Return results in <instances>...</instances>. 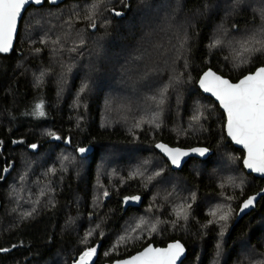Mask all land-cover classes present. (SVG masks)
Instances as JSON below:
<instances>
[{
  "label": "trees",
  "instance_id": "obj_1",
  "mask_svg": "<svg viewBox=\"0 0 264 264\" xmlns=\"http://www.w3.org/2000/svg\"><path fill=\"white\" fill-rule=\"evenodd\" d=\"M89 1L92 0H63L56 5L45 1L37 7L29 5L19 22L12 51L0 54V249H8L0 251V264H71L89 247L96 248L94 264H103L129 256L150 242L163 246L175 239L186 248L180 264H255L260 261L259 254L264 255V195L242 217L238 218L236 212L240 202L261 188L264 180L244 171L242 151L233 147L225 136L222 112L210 97L200 92L196 81L206 68L235 81L264 65V56L253 53L245 57L249 59L248 67H230L220 53L209 50L208 46L216 25L224 24L230 31H243L259 24L261 16L263 19L264 0H173V19L170 13H162V18L165 24L174 23L178 27L162 28L160 32L165 30L161 35L166 42L181 44L176 51L180 59L167 64L145 63L137 74L134 73L137 67L130 70L129 83L134 85V94L129 93L128 100L119 97L124 108L105 122L104 89L94 94L91 75L84 65L93 60L90 55L97 57L101 48L112 43L108 42V37L119 30L124 35L127 28L109 25L100 28L95 22L97 10L90 19L95 28L78 31L79 28H50L45 24L40 25L45 28H22L28 13L37 17L43 12L60 10L69 4L80 6ZM110 1L105 0L106 7H110ZM121 2L119 10L123 8L126 15L135 20L139 19L138 8H150V5L140 4V0ZM124 4H127L125 8ZM113 6L118 7V2ZM152 24L154 26L155 20ZM131 29L136 37L140 29ZM156 29L147 28L144 32H148L147 35ZM73 30L83 37L80 50L87 51L85 59H74L75 64L68 60L69 49L73 50L72 40H66ZM138 39L137 45L134 44L137 49L142 46L144 37ZM119 43L124 44L123 41ZM62 76L70 81H60ZM141 76H145L143 80ZM104 81L95 84L100 86ZM188 89L207 98L216 116L207 122L205 130L179 136L174 130L173 112H152L151 104L155 103L151 100L159 93H163L165 100H177L184 117L189 114L192 101ZM38 104L42 105L44 115L39 114ZM158 141L179 147L205 146L211 154L204 159L189 158L181 168L173 170L155 149ZM221 143L238 156L239 168L250 178L242 190L232 194V214L227 220H219L221 213L213 216L206 205L207 197L221 191L216 176L196 174L190 169L193 161L208 164ZM33 144L35 148L31 147ZM81 148L85 151L80 152ZM126 149L135 150L133 157L125 158L123 151ZM67 155L70 158L65 163ZM52 156V166L46 175H54L56 179L47 190H10L25 170L35 168L29 162L31 159ZM150 156L159 158L166 172L181 176L194 190L196 199L190 204V217L186 221L175 220L170 213L161 212L158 218H148L142 224L133 220L129 231L147 236L133 238L121 249L108 251L112 234L121 230L129 217L140 214L144 217L152 190H165L164 185L163 189L157 188L155 178L164 177L148 166ZM103 158L107 161L106 178L98 174ZM74 159L78 163H74ZM99 184H103L102 190L110 192L108 198H103L98 211L102 218L99 226L106 235L94 232L89 236L91 226H86L82 220L91 212L93 190ZM126 196L139 199L124 208L122 200ZM25 212H32V215L24 217ZM152 225L156 226L155 231ZM218 244L222 245L224 254L217 262ZM242 246L249 251L240 252Z\"/></svg>",
  "mask_w": 264,
  "mask_h": 264
},
{
  "label": "rangeland",
  "instance_id": "obj_2",
  "mask_svg": "<svg viewBox=\"0 0 264 264\" xmlns=\"http://www.w3.org/2000/svg\"><path fill=\"white\" fill-rule=\"evenodd\" d=\"M121 1L122 0L110 1V7H106L105 0H92L80 6L69 4L62 7L60 10H50L49 13H40L37 17L32 13H28L27 15L25 13L26 17L22 25V28H45L44 25L40 26L41 24H45L50 28H79L78 31H81L82 28H93L91 27L93 22L90 23V19L86 17L95 15V11L97 10V20L95 22L100 28H106L108 25L111 28H127L123 32L124 35L119 30L117 33L108 37V42L112 41V43L107 45V47L104 46L101 48V50L98 51L97 57H95V55L91 57L90 55L89 58H93V60L87 61L84 65V67L88 69V74L91 75L94 94L95 92L98 94L102 91L101 89H104L105 102L103 122L111 119L113 115L116 114L117 110L121 111L124 108L119 97L128 100V94H134V85L129 83L131 78V74H129L130 70L132 72L133 69L137 67L134 71V73L137 74V70L140 67H144L143 65L145 63H151L152 65L159 63L167 64L171 61L176 62L180 59V55H178L176 51L180 50L181 44L177 41L166 42L163 39V34L161 35L165 30L160 32L162 28L178 27L176 26L177 24L175 25L174 23L169 24L166 22L165 24L162 18V13H170L169 17L173 19L175 13L173 0H163L162 2H160V0H140V4L150 5V8L145 6L138 8L140 13H138L139 19L137 20L131 19V16H127L123 8L119 10L120 4H122ZM116 2H118V7L113 6ZM93 5L96 6V9L93 8ZM126 5L127 4H124V8ZM116 12L121 13V15H116ZM150 13H152V18H150ZM261 18L259 24L254 25L253 28H246L243 31H230L224 24L216 25L212 29L210 43L208 45L209 50L220 53L223 61L229 64L230 67H248L249 59H245L248 54L254 53L264 56V52L245 51V49L253 46L259 47L260 45L256 43L257 41H264V13L263 19ZM153 20H155L154 26L152 24ZM151 25L153 27H150ZM131 28H139L141 32L139 30V34L134 37V35L131 34ZM147 28L158 29L146 35L148 32L144 31H146ZM32 31L25 33L24 36L29 35ZM78 31L73 30L66 37V40H72L71 45L73 46V50L71 51V49H69L70 56L68 57L71 64H75L74 59H85V54L87 52H82L80 50L81 45L84 44V40ZM138 38L144 40L139 49H137V46H134V44L137 45ZM120 41H123L124 44H120ZM215 41H219V43L214 47H210ZM116 43H118L119 46ZM116 46H118V49L115 51ZM115 66H118V68L115 69ZM125 70H128V72H125ZM144 77L145 76H141L140 79L143 80ZM140 79L135 82L138 83ZM99 80L105 81L98 86L95 83ZM60 81L68 83L70 78L62 76ZM188 90L191 93L192 101L190 102L189 114L184 115V117L182 116L180 105L177 100H165L163 93H159L155 99L151 100V102L155 103L151 104L152 112H163L164 114H168L169 111L173 112L175 120L174 130L179 136H187L191 131L199 132L205 130L207 122L216 116V111L207 98L202 95H197L192 89ZM194 116H199V119L194 120ZM54 137L56 138L57 136ZM134 152L135 150L126 149L123 151V155H125V158L129 159L133 157ZM53 158L52 156L41 157L39 160L31 159L29 162L32 163L35 168L28 172L25 170L23 176L16 181L17 184L10 188V190H47L51 184H54L56 179L54 175L47 176L52 166ZM68 158H70L68 155L64 158L65 163ZM47 159H49L48 162L46 161ZM238 159L236 154L228 150L226 146L221 143L216 146L215 154L211 157L208 164L201 161H193L190 163V169L196 174L204 175L207 173L206 176L212 175L213 177H217H215V181L220 186L221 191L215 196L207 197L206 205L209 212L221 213L222 215L228 212L229 217L230 214H232L231 205L234 203L232 194L242 190L243 187L250 182V178L239 168ZM148 161V166H152L153 171L163 174L162 176L164 178H155V182L157 188L163 189L164 185L165 190H152L150 203L143 212L144 217L141 216V214L129 217L122 229L112 234V243L108 251L121 249L130 243L129 241L133 238L140 236L145 238L147 236L146 233L133 234L129 231L130 224L133 220L146 221L151 217L158 218V214L161 212L170 213V217L175 220L186 221L190 217V204L196 199L194 190L191 189L181 176L166 172V167L159 158L150 156ZM73 162L78 163V160L74 159ZM106 162V159L103 158L98 171V174L103 178L107 176L105 171ZM58 178H60V176ZM102 187L103 184H99L97 189L93 190L92 200L90 202L91 212L87 213L88 215L82 220V223L86 226H91L92 234L96 232L99 236L106 235L99 226L102 218L99 217L98 211L102 208L103 198L105 197L104 193L107 192L106 190H102ZM107 193L110 194V192ZM79 199L81 200V198ZM181 209H183V211H181ZM178 212L180 213L179 215ZM78 218L79 217L76 219ZM67 222L70 223L71 221L68 220ZM155 222L157 223L158 221L155 220ZM122 236L125 237V240L118 243ZM245 250L246 252L249 251L247 247H240V252ZM223 254L224 249L221 244H218L216 249L217 262L220 258H223ZM259 260L260 261H257L255 264H264V255L259 254ZM49 263L50 262H46V264Z\"/></svg>",
  "mask_w": 264,
  "mask_h": 264
},
{
  "label": "snow or ice",
  "instance_id": "obj_3",
  "mask_svg": "<svg viewBox=\"0 0 264 264\" xmlns=\"http://www.w3.org/2000/svg\"><path fill=\"white\" fill-rule=\"evenodd\" d=\"M27 2L28 0H0V52L9 51L21 9ZM35 2L40 3L41 0H35ZM95 7L93 5V8ZM116 15H121V13L116 12ZM86 18L91 19V15ZM91 27L95 28V23H92ZM218 43L219 41H215L210 47H214ZM256 43L260 46H253L245 49V51L264 52V41H257ZM200 84L205 91L212 92L226 110L228 135L247 150V156L244 159L245 166L255 172L264 173V67L258 68L255 73L244 76L236 84L208 71L204 73ZM81 91H84V88ZM36 107L40 110L39 114L44 115L42 105L38 104ZM193 119L198 120L199 116H194ZM31 147L35 148L36 145L33 144ZM157 147L164 149L171 158L172 163L176 165H179L181 156L187 155L186 152L179 149H168L162 144H158ZM79 151L84 152L85 149L81 148ZM193 151L203 155L207 149H193ZM52 171L55 170L52 169ZM104 195L107 196L108 193L105 192ZM138 199L139 197L125 198L126 201ZM254 199V197H250L245 201L243 207L247 208L253 204ZM31 215L32 212L23 213L24 217ZM212 215L215 216L216 212H213ZM227 218L228 212L219 216V220H227ZM142 223H144L143 220ZM209 223H212V221H209ZM139 226L137 225V227ZM152 230H156L155 225H152ZM91 234V232L88 233L89 236ZM124 240L125 237L122 236L118 243ZM0 251H8V249H0ZM182 252L183 247L179 242L170 244L167 249L149 247L137 256L118 262V264H175ZM95 253L96 248L89 247L73 264H89Z\"/></svg>",
  "mask_w": 264,
  "mask_h": 264
},
{
  "label": "water",
  "instance_id": "obj_4",
  "mask_svg": "<svg viewBox=\"0 0 264 264\" xmlns=\"http://www.w3.org/2000/svg\"><path fill=\"white\" fill-rule=\"evenodd\" d=\"M45 1L48 2V4L50 5H56L60 2H62L63 0H41L40 3H36L35 0H28V2L24 5V7L21 9V13H20V16L18 18V22H17V27H16V31L13 35V38H12V42H11V47L9 49L8 52H0V54H9L11 51H12V48H13V45H14V42H15V39H16V35H17V31H18V26H19V22L21 20V17L25 11V9L29 6V5H33V6H40L42 5ZM260 67H264V65H261V66H257L253 71L251 72H248L246 74H244L243 76H241L240 78H238L237 80L235 81H231L229 80L227 77H224L222 76L221 74L215 72L213 69L211 68H206L205 70H203L200 75L198 76V79L196 81V86L197 88L200 90V92L205 95V96H208L210 97L218 106V108L220 109V111L222 112L223 114V117H224V125H223V129H224V133H225V136L227 137V139L231 142V145L239 150L242 151V159H241V165L244 169V171L247 173V174H252V176L256 177V178H260V179H263L264 180V173H259V172H255L253 171L252 169H249L245 166L244 164V159L246 158L247 156V150L244 148L243 145L241 144H237L229 135H228V130H227V112L226 110L223 108V106L221 105L220 101L217 99V97L212 93V92H208V91H205V89L203 87H201V84H200V80L201 78L204 76V73L208 72V71H211L213 73H215L217 76H220L224 79H227L228 81H230L231 83L233 84H236L238 83L241 79L244 78V76L246 75H249V74H252V73H255V71L260 68ZM158 144H162V145H165L168 149H179L181 150L182 152H186L187 155H184V156H181L179 159H180V162H179V165H176V164H173L172 163V160L171 158L169 157V155L167 154V152L162 149V148H159L157 147ZM155 149L160 152L164 157L165 159L167 160V162L169 163L171 169L173 170H176V169H179L181 168V166L189 159V158H206L207 156H209L211 154V150H209L207 147L205 146H192V147H179V146H171V145H168L164 142H161V141H158L155 143ZM193 149H207V151L201 155L199 152L197 151H193ZM264 195V184L261 186V188H259L257 191H255L254 193H251L249 194L248 196H246L239 204L238 206V209H237V212H236V216L238 218L242 217L243 215H245L246 213L250 212L256 202L258 201V199ZM126 197H135V196H126ZM125 197V198H126ZM250 197H254V201H253V204L249 205L247 208H244L243 205L245 203V201H247ZM108 198V195L105 196V199ZM125 198H123L122 202H123V205H124V208L129 206L130 204H132L135 200H125ZM179 242L180 245H182L183 247V252L181 253V255L179 256V258L176 260L175 264H180V262L184 259L185 255H186V248L184 246V244L178 240V239H175V240H172V241H168L165 245L163 246H159V245H154L152 242L146 244L144 247H142L141 249H139L138 251L130 254L129 256H126V257H123V258H120V259H115L111 262H104L103 264H118V262H121V261H126V260H129L131 257L133 256H137L139 253L143 252L146 248H149V247H152L154 249H167L168 246L170 244H175ZM80 257V256H79ZM76 258L74 261L78 260L79 259ZM96 260V253L95 255L92 257V259L89 261V264H94ZM73 261V262H74ZM73 262L71 264H73Z\"/></svg>",
  "mask_w": 264,
  "mask_h": 264
}]
</instances>
